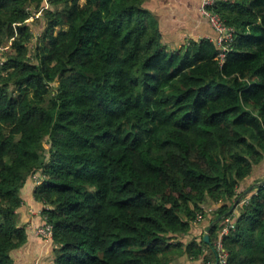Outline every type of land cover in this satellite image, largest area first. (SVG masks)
<instances>
[{
	"label": "trees",
	"instance_id": "trees-1",
	"mask_svg": "<svg viewBox=\"0 0 264 264\" xmlns=\"http://www.w3.org/2000/svg\"><path fill=\"white\" fill-rule=\"evenodd\" d=\"M153 1L0 0V264L29 241L28 188L49 264H213V222L264 179V0L215 3L222 65ZM228 216L227 264H264V185Z\"/></svg>",
	"mask_w": 264,
	"mask_h": 264
},
{
	"label": "crops",
	"instance_id": "crops-1",
	"mask_svg": "<svg viewBox=\"0 0 264 264\" xmlns=\"http://www.w3.org/2000/svg\"><path fill=\"white\" fill-rule=\"evenodd\" d=\"M201 0H154L152 9L157 12L160 18L163 32L169 37L170 42L174 45L189 39H199L211 36V30L206 21L199 15L198 8ZM22 222L26 223L27 230L30 234L27 245L16 255L18 261L16 264H34L37 261H42L41 264H49L50 258L47 259L46 254L51 251L49 243L42 242L35 234L34 227L41 223L38 214L41 204L37 202L32 190L27 189L24 195V203L22 204ZM30 210L35 213L30 215ZM38 210V211H37ZM27 249L28 256L26 260L25 250ZM47 261L46 263H44ZM178 264H187L185 259H182ZM209 264V263H207ZM215 264V262L213 263Z\"/></svg>",
	"mask_w": 264,
	"mask_h": 264
},
{
	"label": "built area",
	"instance_id": "built-area-1",
	"mask_svg": "<svg viewBox=\"0 0 264 264\" xmlns=\"http://www.w3.org/2000/svg\"><path fill=\"white\" fill-rule=\"evenodd\" d=\"M220 0H201L198 13L206 21L211 32V36L206 37L218 49L216 60L220 65L223 64L226 53L229 51L234 40L235 30L225 24L224 20L212 9L215 3ZM32 180L36 185L41 183L38 175H33ZM197 221H200V215L197 216ZM223 227L217 234L213 243V252L216 256L215 264H227V252L223 245V239L229 234V231L234 228L232 219L229 216L224 218ZM34 234L43 241H49L52 236L51 225L44 223L43 225L34 227Z\"/></svg>",
	"mask_w": 264,
	"mask_h": 264
},
{
	"label": "water",
	"instance_id": "water-1",
	"mask_svg": "<svg viewBox=\"0 0 264 264\" xmlns=\"http://www.w3.org/2000/svg\"><path fill=\"white\" fill-rule=\"evenodd\" d=\"M263 185H264V179L259 181V182H257V183L252 184L240 197L237 198V200L234 202L231 210L227 214H225V215L221 216L220 218L216 219L213 222V225L218 224L221 220H223L225 217H227L233 211V209L240 203V201L242 200V198L245 195L249 194V192H251L255 187H260V186H263ZM202 238H203V242L205 244H209L210 243L209 229L204 231Z\"/></svg>",
	"mask_w": 264,
	"mask_h": 264
},
{
	"label": "rangeland",
	"instance_id": "rangeland-1",
	"mask_svg": "<svg viewBox=\"0 0 264 264\" xmlns=\"http://www.w3.org/2000/svg\"><path fill=\"white\" fill-rule=\"evenodd\" d=\"M79 2H80V4H82L83 2H84V0H79ZM38 16H40V13H37L36 15H35V17L31 20L30 19V22L32 23V26L34 27V29H36L37 30V34L39 35L40 33H41V31H42V29H43V25L41 24H39L37 21L38 20H35L36 19V17H38ZM38 30H39V32H38ZM58 30V29H57ZM205 39V38H204ZM35 40V38L32 40V41H34ZM3 51H5V49H3ZM1 62V61H0ZM35 212L33 211V210H30V215H33ZM190 238V237H189ZM189 238H187V240H189ZM45 243H48L49 241H44ZM27 252V249L25 250V253H23V254H26V260L32 255H29L28 256V254L26 253ZM52 256V253H51V251H49L47 254H46V257H47V259L48 258H50ZM18 258V256L16 255V259ZM30 260H31V257H30ZM21 262V261H20ZM20 262H19V264H20ZM40 262V264H41V262L42 261H39ZM47 261H45L44 263H46ZM34 264H39L37 261H35L34 262ZM176 264H178V263H176Z\"/></svg>",
	"mask_w": 264,
	"mask_h": 264
}]
</instances>
